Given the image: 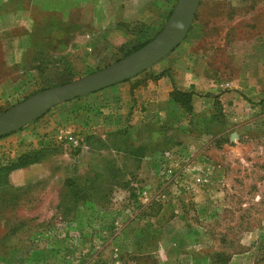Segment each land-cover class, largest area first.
<instances>
[{"label": "rangeland", "instance_id": "374dc122", "mask_svg": "<svg viewBox=\"0 0 264 264\" xmlns=\"http://www.w3.org/2000/svg\"><path fill=\"white\" fill-rule=\"evenodd\" d=\"M153 1L116 28L93 4L0 0V113L155 35L177 0ZM166 57L193 115L77 121L71 99L0 138V264H264V0H200Z\"/></svg>", "mask_w": 264, "mask_h": 264}, {"label": "crops", "instance_id": "0c3cea01", "mask_svg": "<svg viewBox=\"0 0 264 264\" xmlns=\"http://www.w3.org/2000/svg\"><path fill=\"white\" fill-rule=\"evenodd\" d=\"M73 3H79L85 7L93 4L94 7L87 8V11H91L93 14L92 20H97L99 24L107 21V24H104L106 27H109L110 23L114 25L112 27L117 28L119 24H121L120 27H126L132 21L147 20V16L150 15L153 17L152 19H157L160 16L153 0H73ZM171 9L173 10V8ZM149 19L147 21H150ZM118 34H122L123 37L126 32L121 30ZM121 39L123 43L125 37ZM166 58L165 56L157 62L159 66L155 65L154 75L169 67L174 68L172 62L165 61ZM174 81L179 88H189L185 82H178L175 79ZM172 90L173 81L167 74L157 79L152 76L143 78L141 75H137L99 91L77 97L69 102V108L78 110L77 121L86 113L91 116L93 113L99 112L98 115L105 116L108 122L111 119H117L111 121V124L121 125L126 121V116L132 112V122L147 123L154 119L158 120L161 115H167L171 106L175 105L176 108L177 105H180L171 97ZM193 100L196 103L195 97ZM63 109L64 107L59 108L60 115L63 113Z\"/></svg>", "mask_w": 264, "mask_h": 264}, {"label": "water", "instance_id": "95a60500", "mask_svg": "<svg viewBox=\"0 0 264 264\" xmlns=\"http://www.w3.org/2000/svg\"><path fill=\"white\" fill-rule=\"evenodd\" d=\"M200 0H177L158 34L131 54L76 80L38 91L0 114V137L10 134L50 108L131 79L173 51L187 36Z\"/></svg>", "mask_w": 264, "mask_h": 264}, {"label": "trees", "instance_id": "16d2710c", "mask_svg": "<svg viewBox=\"0 0 264 264\" xmlns=\"http://www.w3.org/2000/svg\"><path fill=\"white\" fill-rule=\"evenodd\" d=\"M171 12H172V9L169 11V14L167 15L166 19H168V17L170 16ZM158 32L155 35H153L152 37H150V38L148 37V38L144 39L143 41H139L138 43L137 42H132V41L129 42L128 41V42L124 43L123 45H121L120 48L121 49L123 48L121 51H124V54H123L122 58L127 56V55H129V54H131L132 52H134L135 50L141 48L142 46H144L146 43H148L150 40H152L158 34ZM167 72H168L167 70H164L161 73H159L157 75H154V77L153 76L152 77L157 79V78H160L161 76H164V75L167 74L171 78V80L173 81V90L171 91V97L173 98L174 101L179 103L186 110V112H188L190 115H193L194 108H193L192 100H193V96L195 94H197V92L194 91V90L179 88L176 85L173 76L168 74ZM7 135L8 134L3 135L1 137L7 136ZM66 185L69 188L71 194L73 193L75 196H79V191H78L79 186L76 184V182L73 179L68 178L66 180Z\"/></svg>", "mask_w": 264, "mask_h": 264}, {"label": "built area", "instance_id": "2783aa9c", "mask_svg": "<svg viewBox=\"0 0 264 264\" xmlns=\"http://www.w3.org/2000/svg\"><path fill=\"white\" fill-rule=\"evenodd\" d=\"M169 173H173V170L170 169V170H169ZM197 181H199V182H204L205 180H204L203 177H198V180H197Z\"/></svg>", "mask_w": 264, "mask_h": 264}]
</instances>
